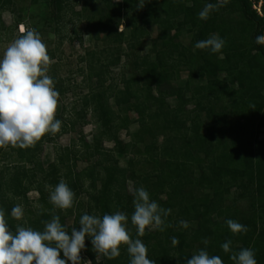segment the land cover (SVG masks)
Masks as SVG:
<instances>
[{
  "label": "trees",
  "instance_id": "1",
  "mask_svg": "<svg viewBox=\"0 0 264 264\" xmlns=\"http://www.w3.org/2000/svg\"><path fill=\"white\" fill-rule=\"evenodd\" d=\"M112 1L46 0L50 17L57 24L52 33L63 41L67 26L85 24L84 34L96 43L101 42L103 49L98 54L87 53V79L91 81L97 74L96 86H87L79 105L73 104L71 117L55 115L62 122L58 133L46 134L28 149H0V208L5 211L10 230L30 227L43 231L46 222L59 216L61 225L70 233L73 228L79 230L80 218L85 214L102 218L105 214L122 212L128 217L130 238L144 243L148 258L154 264H187L200 250L219 256L223 264H234L230 255L241 249H252L257 264H264V139L258 141L252 127L255 123L251 121L260 114L256 126L264 127V45L255 42L257 36L264 35V17L257 15L250 0H233L243 19V30L250 29L251 51L256 56L253 58L259 59L263 66L258 75L239 78L242 89L229 92L216 79L217 67L212 59L218 53L213 54L211 62H203L174 44L177 34L173 36L171 32L177 30L176 21L182 18L184 25L188 24L197 0H122L117 10L111 9ZM199 1L202 2L199 13L207 3H216L215 0ZM190 2L192 5L186 6ZM224 5L220 12H225ZM75 6L79 7L78 11ZM3 10L11 9L2 7L0 11ZM262 11L264 14V7ZM19 22L16 20L14 26ZM122 24L125 31L119 32ZM149 27L158 28L157 42L164 48L157 52L159 62L150 59L149 53L138 54L141 42L149 37ZM194 27L195 44L205 31L213 29L205 20L198 21ZM76 30L72 28V32ZM123 46L136 53L135 73L127 79L122 77L121 88L110 85L103 90L101 86L112 80L110 70L117 67L119 57L128 58V54L122 53ZM182 51L185 57L180 55ZM48 55L50 60L55 59L53 53ZM88 58L91 59L88 61ZM182 71L188 73L184 87L173 86L172 82L180 78ZM50 77L59 93L58 105L70 89L54 76ZM195 78L205 83L191 87ZM222 96L231 102L229 111L236 110L240 121L246 120L245 125L234 122L236 126H232L225 120V113L217 112ZM170 98L175 99L173 106L168 103ZM109 100H113L115 110ZM88 117L100 127L92 143L81 137L78 151L73 150V145H70L73 148L61 147L55 143L62 134L74 133L76 126ZM75 120L82 123L77 124ZM132 122L137 124V130L130 143H123L119 133L127 130ZM105 142L111 143L112 148H104ZM47 144L55 148L54 163L60 179H52L42 164L43 148ZM81 157L88 158L90 164L79 171L76 162ZM120 157H130L125 168L119 167ZM236 160L249 161L246 173L233 165ZM243 173L248 175L249 185L238 181ZM61 181L75 194L73 207L67 210L55 208L49 202L50 192ZM128 184L132 185V192ZM139 187L161 208L171 210L164 218L163 230L146 228L143 236L137 235L131 216L135 189ZM232 187L261 198L250 215H239L223 206V198ZM30 192L38 195V207L34 209L28 199ZM17 204L24 211L20 221L11 216ZM210 218L215 219L213 227L208 222ZM229 219L245 225L247 232L233 234L226 224ZM173 238L179 243L174 244ZM88 239L91 237H86L82 260L91 264H129L126 246L120 247L118 258L108 260L95 252ZM226 241H231L230 253H224L221 248Z\"/></svg>",
  "mask_w": 264,
  "mask_h": 264
},
{
  "label": "clouds",
  "instance_id": "2",
  "mask_svg": "<svg viewBox=\"0 0 264 264\" xmlns=\"http://www.w3.org/2000/svg\"><path fill=\"white\" fill-rule=\"evenodd\" d=\"M216 7L207 3L199 18L206 21ZM255 42L264 43V36H257ZM224 46L225 41L218 34L195 44L196 49L209 50L210 54L220 53ZM52 62L45 43L34 29L24 30L0 57V149H28L46 134L60 131L62 122L55 118L59 93L48 75ZM74 196L67 183L61 181L50 192L49 202L55 208L67 210L73 207ZM133 204L131 223L136 226L138 236H143L149 227L163 230L164 218L170 215V209H163L151 200L143 187L135 189ZM11 216L22 220L23 206H14ZM127 223L128 217L122 212L105 214L102 218L85 214L80 218L79 230L73 228L69 233L61 225L59 216H53L45 223L43 231L17 227L13 232L4 209L0 208V264H85V261L91 264L81 257L86 237H91L88 240L95 252L108 260L118 258L123 245L130 256L129 264H154L148 258L144 243L130 238ZM181 224L187 227L186 222ZM226 224L233 234L247 232V227L237 221L229 219ZM173 243L179 242L173 238ZM230 244L231 241H226L221 245L224 253L231 252ZM230 259L234 264H257L252 249L232 253ZM187 264H223V261L219 256L200 250Z\"/></svg>",
  "mask_w": 264,
  "mask_h": 264
},
{
  "label": "rangeland",
  "instance_id": "3",
  "mask_svg": "<svg viewBox=\"0 0 264 264\" xmlns=\"http://www.w3.org/2000/svg\"><path fill=\"white\" fill-rule=\"evenodd\" d=\"M215 1L216 3H213V1H211V3L217 7L214 11L210 12L209 17L206 20L208 25H212L213 29H210L209 31L206 29L207 31L203 33L201 40H206L213 34H218L219 37L225 41L224 47H226V51L218 53L216 58L212 59L213 54H210L209 50H200L195 48L194 35L192 34V31L195 29V23H198V21L201 20L199 18V11L202 2L199 0L196 1V7L194 9L195 12L190 22L184 25L183 19H178L176 21L177 30L171 32V35L173 34L174 36L177 34V38L174 40L175 46L189 51L193 57H197L203 62L206 60L211 62L212 59V62H214V65L217 67L216 79L219 85L222 87L225 85L229 92L238 91L243 87L239 81L241 79L240 77L258 75L259 69H261L263 65L259 59L253 58L256 56L255 53L251 51L249 40L250 29H246L245 31L243 30V19L237 4H235L233 0L232 4L231 0ZM250 2L252 3L253 10L257 13V15L264 17L262 11L264 7V0H250ZM121 3L122 0H113L110 7L112 10H117ZM223 4H225V8L223 10L225 12H220L222 11L221 5ZM191 5V2L186 4V6ZM2 7H9L11 10L0 11V21L3 25L0 27V57L3 56L4 51L10 44L21 36L24 30H36L40 34L42 41L47 47V53H53L55 55V59L51 60L53 62L50 64V69H48V75L54 76L57 81L62 82L63 85L69 87L70 89V92L66 96H63L59 99V104L57 105L55 115H64L65 119L71 117L73 115V112L71 111L73 104L79 105L81 99L80 97L85 95L87 92V86L89 85L92 88L96 86L95 82L98 79L97 74L92 76L91 81L87 79L86 56L87 53L95 52L98 54L100 51H102V43H96L90 38V36L84 34L85 24H82L80 27H77V24H71L70 26H67L65 30L67 31V36L62 41L58 34L52 33L51 31V29L57 26V24L54 22L53 18L50 17L51 9L46 0H0V9ZM156 9L158 10L159 7L156 6ZM75 10L78 11L79 7L75 6ZM215 11H217V13L220 15H218ZM16 20L20 21V24L17 27L14 26ZM72 28L77 29L76 33L72 32ZM9 29H12V32H10ZM122 31H125L123 24L119 27V32ZM148 32L149 37L141 42L138 48V54L142 56L149 53L150 59L159 62L157 52L164 48H162L163 45L159 46L160 42H157L159 32L158 28L149 27ZM78 36L81 37V40L78 39ZM183 51L180 52V55L185 57L186 54ZM122 53H125L126 55L128 54V58L124 56L119 57L117 67L110 70L112 80L107 81L103 86H101L103 90L110 88V85L121 88L122 77L127 79L132 76L133 73H135V62L133 61H135L134 58L136 53L131 50H126L125 46L122 47ZM243 54L244 57L242 58ZM129 56L131 59H129ZM90 59L91 58H88V61ZM228 60L229 62H227ZM236 62L238 63L237 67ZM187 75V72L182 71L180 73V78L178 80H174L172 85L176 87H184L185 81H187ZM202 83L204 84L205 82L195 78L193 81H191V87ZM143 84H145V82H143ZM188 95H190V92ZM262 95H264V86L262 89ZM248 98L250 99L251 96H248ZM168 103L170 106H173L175 104V99H168ZM109 104L110 107L115 110L113 106V100H109ZM230 104V100L222 96V100L219 103L217 112L225 113V120L228 121L232 126H236L234 125V122H239L240 125H245L246 120L240 121L238 112L236 110L229 111ZM259 117L260 114L258 117L251 118V121L255 123V125L252 127L255 131L256 138L258 141H262L264 139V127L258 128L256 126ZM202 121H204V117H202ZM81 123L82 122L79 123V121H77V124ZM136 130L137 124L132 122L127 130L119 133V138L123 143H130L131 136L136 132ZM99 131V125L95 124L93 120L88 117L82 125L76 126L74 133L62 134L57 139H55V143L61 147H69L70 145H73L74 148L72 146L70 147H72L74 151H78L81 146V137H84L87 143H92ZM252 141H254V139ZM112 146L113 145L111 143H104V148L106 149H111ZM54 150L55 148L50 144L44 146L42 164L44 168L47 169L52 179H60V175L54 163ZM128 159H130V157L118 158L119 167L125 168ZM89 164L90 161L88 158L81 157L78 158L76 167L79 171H81ZM233 165L236 168H242V171L246 173L247 167L250 166V163L249 161L236 160ZM255 176L256 174L253 176V184L256 187L257 183L255 179L257 178ZM249 180L250 179L248 178V175L244 173L238 177V181L243 184L245 183L246 185H249ZM128 187L129 191L132 192V185L128 184ZM247 192L248 191L245 189L232 187L229 194L223 198V206L229 207L235 212H238L239 215H250V213L254 210V204L257 205L261 198H258L257 195L250 196V194H247ZM28 199L33 209L38 207V195L35 192H30L28 194ZM208 222L213 227L215 224V219L210 218ZM68 223L70 224L71 220H69ZM149 229L153 230L154 227H149ZM236 246H239V244ZM232 249L234 248L232 247ZM81 257L82 259H85L82 253Z\"/></svg>",
  "mask_w": 264,
  "mask_h": 264
}]
</instances>
